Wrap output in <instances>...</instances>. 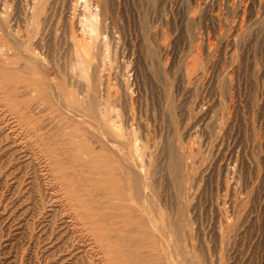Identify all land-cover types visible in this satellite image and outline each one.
Here are the masks:
<instances>
[{
	"label": "rangeland",
	"instance_id": "rangeland-1",
	"mask_svg": "<svg viewBox=\"0 0 264 264\" xmlns=\"http://www.w3.org/2000/svg\"><path fill=\"white\" fill-rule=\"evenodd\" d=\"M152 239L264 264V0H0V264Z\"/></svg>",
	"mask_w": 264,
	"mask_h": 264
},
{
	"label": "bare ground",
	"instance_id": "bare-ground-1",
	"mask_svg": "<svg viewBox=\"0 0 264 264\" xmlns=\"http://www.w3.org/2000/svg\"><path fill=\"white\" fill-rule=\"evenodd\" d=\"M57 94V93H56ZM73 114V113H72ZM78 117H79V115H78ZM80 118V117H79ZM87 124V123H86ZM88 125V124H87ZM89 126V125H88ZM103 135V134H102ZM113 145V144H112ZM113 147V146H112ZM123 159V158H122ZM127 159V158H126ZM142 178H143V176H142ZM145 187V186H144ZM146 189V188H145ZM129 193H127L129 196H128V201H130V200H135V196H137L136 194H135V192H133V191H131V190H129L128 191ZM146 196V195H145ZM152 196V195H151ZM127 200V199H126ZM124 198H120V202L121 201H126ZM146 203V202H145ZM145 205V204H144ZM148 206V205H147ZM142 207H144V206H142ZM145 207H146V205H145ZM121 208H123V207H121ZM120 208V217L122 216L123 217V220H127V221H130V217H129V214L132 212V208L131 209H129V207H128V211H125V210H123V209H121ZM160 208V207H159ZM145 209V208H144ZM144 209H142V210H144ZM147 209V208H146ZM156 209V208H155ZM122 210H123V212H122ZM149 210V209H148ZM143 212H145V211H143ZM148 213H149V211H148ZM158 213V212H157ZM165 214V213H164ZM125 215H128V219L125 217ZM146 215V214H145ZM166 216V215H165ZM149 219H150V216L148 217ZM152 219V218H151ZM153 222V221H152ZM151 222V223H152ZM163 224V223H162ZM151 225V224H150ZM165 226V225H164ZM164 226L163 225H160L159 226V228H157L156 226H152V230L155 232V235L156 236H158V237H160L161 236V234H162V231H164ZM165 228H166V226H165ZM166 230V229H165ZM126 233V231L124 230V229H122V230H120V235H124ZM126 235V234H125ZM166 235V234H165ZM152 238V237H151ZM163 238V237H162ZM126 239V238H125ZM125 239H123L124 240V242H128L127 241V239H126V241H125ZM164 239V238H163ZM161 241H162V239H161ZM169 241V240H168ZM152 242V243H151ZM171 242V241H170ZM170 242H168V244L170 243ZM130 245L131 244H135L136 245V242L134 243V242H131V241H129L128 242ZM137 244H138V242H137ZM171 244H172V242L170 243V246H171ZM167 245V244H166ZM168 247H169V245H167V249H168ZM147 249L148 250H150V251H148V254H150L149 255V258L148 257H145V260H146V262H148V264L150 263V264H155L156 263V260L158 261V260H163V254L161 253V255L159 254L160 253V251H162V249H161V245H160V243H159V241H156V240H150V242L148 243V245H147ZM112 252V254H116V252L114 251V250H112L111 251ZM167 253H168V255H169V253H171V251H170V249H169V251L167 250ZM147 254V255H148ZM171 255V254H170ZM140 261H144V259L142 260V258L140 259ZM170 262V261H169ZM138 263V262H137ZM174 263V262H173ZM162 264H169V263H167V261L165 260L164 262H162Z\"/></svg>",
	"mask_w": 264,
	"mask_h": 264
}]
</instances>
